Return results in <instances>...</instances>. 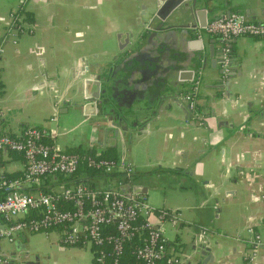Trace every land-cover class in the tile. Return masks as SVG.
I'll return each mask as SVG.
<instances>
[{
    "label": "crops",
    "instance_id": "1",
    "mask_svg": "<svg viewBox=\"0 0 264 264\" xmlns=\"http://www.w3.org/2000/svg\"><path fill=\"white\" fill-rule=\"evenodd\" d=\"M21 1L0 0V131L17 135L25 127L42 129L61 152L113 149L117 160L134 168L130 187L140 189L145 201L149 192H162L155 210L178 215L174 225L162 223L170 225V236L164 238L176 264L196 254L199 235L210 249L208 264H264V38L240 36L227 43L229 72L222 85L218 63L212 62L223 47L218 38L203 30L196 37L178 30L163 33L150 57L156 59L152 69L145 68L149 59L127 65L138 69L140 89L149 82L155 87L163 78L153 79L154 73L163 76L169 65L166 81L180 85L183 101L197 88V110L185 119L179 110L156 112L154 107L152 123L132 141L123 139L114 147L112 141L103 145L101 132L89 125L84 114L92 109H72L69 87L85 67L91 65L95 75L97 67L113 62L128 34L142 36L140 23L157 0ZM227 11L264 23V0H229L207 21ZM159 53L166 63L156 69ZM185 53L200 54L201 60L182 66ZM172 92L167 86L164 94ZM0 169L6 175L19 173L21 159L1 155ZM106 186L95 182L96 189ZM50 234V264H91L88 247H66L54 232L44 237ZM252 235L259 237L256 246L250 243ZM20 236L22 250L16 246ZM20 236L12 249L0 243V256L40 264L37 256L26 260L24 242L33 235Z\"/></svg>",
    "mask_w": 264,
    "mask_h": 264
},
{
    "label": "built area",
    "instance_id": "2",
    "mask_svg": "<svg viewBox=\"0 0 264 264\" xmlns=\"http://www.w3.org/2000/svg\"><path fill=\"white\" fill-rule=\"evenodd\" d=\"M9 19L15 20V14H10ZM14 29L19 32V26ZM202 30L218 38L223 45L218 63L222 85L229 72L227 43L240 36L264 38V23L248 22L237 12L212 18ZM2 53L0 43V56ZM196 95L195 87L185 97L189 110L194 108ZM48 139L50 137L44 130L35 127H25L17 135L0 131V156L9 153L21 159L20 172L13 179L5 177L6 173L0 169V243L13 246L20 235L45 236L54 232L66 247H88L91 264H119L123 243L144 231L146 236L135 250V259L140 264H176L168 254L162 223L167 220L174 225L178 215L172 211H161L156 216L139 191L130 190L125 194L119 191V187L129 184L134 175L131 164L121 160L106 161L97 151H89L90 154L61 152L48 144ZM82 164L98 173L120 174L128 181L112 183L102 189H90L79 183L67 188L56 186L48 194L35 190L44 184V179L71 176ZM25 187L33 191L25 192ZM110 226L115 235L103 233ZM248 233L252 234L251 230ZM251 239L254 246L259 243L257 235H252ZM93 247L97 248L96 255ZM105 247L109 248L107 258L111 257L108 262L105 261ZM0 264L19 263L9 256H0Z\"/></svg>",
    "mask_w": 264,
    "mask_h": 264
},
{
    "label": "water",
    "instance_id": "3",
    "mask_svg": "<svg viewBox=\"0 0 264 264\" xmlns=\"http://www.w3.org/2000/svg\"><path fill=\"white\" fill-rule=\"evenodd\" d=\"M228 1L157 0L155 10L142 23V28H144L143 35L140 33L142 36L137 37L128 34L126 44L123 47H118L119 53L115 60L113 62L109 61L104 67H97L98 71L95 75L91 74L92 67L90 65L76 76L75 84L69 87L71 93L70 106L73 110L81 108L83 112L88 107L92 109L91 113L84 115L90 117L89 125L101 132L103 145H107L109 141H112L115 147L120 140L132 141L137 136L140 128H147L148 124L152 123L149 116L154 112V107H156V112L171 109L179 110L184 114L185 119L192 116L187 101L180 98L182 94L179 89L180 85L166 81V71L169 65H167L163 76L162 73H154L153 79L163 78V80L157 82L155 87L153 86L154 88L149 82L148 84L151 85L147 84L144 89H140V79L135 74L138 71L128 72L125 64L132 60L137 61L140 59L144 61V59H150L153 52L156 51L154 47L159 42L158 38L163 33L178 30L183 35L191 34L194 37L200 35L207 22L208 15L218 8H224ZM228 13L231 12L227 11L225 14ZM173 37L174 35H172ZM157 47L159 48V46ZM220 56L221 53L212 62L219 63ZM209 57H212V55H209ZM196 60L197 62L201 60L200 54L192 56L185 53L182 58V66L183 64L194 66ZM153 61L156 60L152 59L151 62ZM171 61L173 62L172 58ZM196 82L199 87V77ZM167 86L172 87L174 90L170 93V96L164 94ZM139 93L140 96L137 99L135 95L138 96ZM130 185L120 186V193L125 194L130 190H140L136 187H130ZM202 239V236L199 235L196 254L189 257L186 264L209 263L212 258L210 257V249L206 247ZM21 241L22 237L20 236L16 241L17 243L15 242L18 250L24 249ZM22 264L26 263L23 262Z\"/></svg>",
    "mask_w": 264,
    "mask_h": 264
},
{
    "label": "trees",
    "instance_id": "4",
    "mask_svg": "<svg viewBox=\"0 0 264 264\" xmlns=\"http://www.w3.org/2000/svg\"><path fill=\"white\" fill-rule=\"evenodd\" d=\"M195 110H197V107H194ZM24 129V128H22ZM48 144H50L49 141H47ZM113 149H106L101 155L100 158L104 159L106 161H110V162H115L116 159V155L113 152ZM90 154L89 151H84V153ZM66 153H76V154H82L83 152L80 150H70ZM7 155H12V154H7ZM18 176V173L16 174H10V175H6L5 177H9L10 179H13L15 177ZM133 179V176L130 178V180ZM103 181V183H105L108 187L110 185L116 184L118 182L120 183H125L128 180L123 178V176H121L120 174H103V173H98L97 171L91 170L89 168H87L84 164H82L78 170L72 174L71 176H54V177H48L46 179H44V184L40 185L39 187H36L35 190H39L44 194H48L49 192L53 191L55 189L56 186H62V187H70V186H75L76 184H83L84 186L90 188V189H96L95 187V182L97 181ZM49 184V185H47ZM25 192H29V191H33V189H29V188H24L23 189ZM0 196H1V191H0ZM161 212L160 210H153L154 215H159ZM139 223V221H138ZM103 233L105 235H115V231L113 230V227H107L103 230ZM146 233L143 231L141 235H137L135 234L129 241H126L125 243H123V249H122V255L120 257L119 260V264H140L136 259H135V250L140 247L143 243V239L145 238ZM80 246V245H78ZM92 250L95 252L96 255V250L97 248L93 247ZM104 254L105 257L107 258V253L109 248L105 247L104 249ZM105 261L108 262V260H110V255L108 256V258Z\"/></svg>",
    "mask_w": 264,
    "mask_h": 264
},
{
    "label": "rangeland",
    "instance_id": "5",
    "mask_svg": "<svg viewBox=\"0 0 264 264\" xmlns=\"http://www.w3.org/2000/svg\"><path fill=\"white\" fill-rule=\"evenodd\" d=\"M140 29H142V24L140 23ZM144 28L142 29V31ZM197 96V95H196ZM197 97H195L196 100ZM150 181H153V179L149 178ZM143 183L145 179H142ZM163 196L162 192H156L153 191V193L149 192V195H147L146 203L149 207L152 209H155L157 206L161 204V201L159 200ZM151 221L154 222L152 219ZM170 225L168 224H162L163 229V237L169 238V232H170ZM31 238L26 237L24 246H25V253H26V260L32 261L37 256L38 261L40 264H50V260L48 259V256L51 254L50 250V242L53 234H50L48 238H45L43 235L40 234H32ZM4 249H12V247L6 243H2L1 245ZM56 255V254H54Z\"/></svg>",
    "mask_w": 264,
    "mask_h": 264
},
{
    "label": "flooded vegetation",
    "instance_id": "6",
    "mask_svg": "<svg viewBox=\"0 0 264 264\" xmlns=\"http://www.w3.org/2000/svg\"><path fill=\"white\" fill-rule=\"evenodd\" d=\"M157 56L159 57V59H158V61H157V65H155L154 67H155V68L157 67V68L161 69L162 66H164L165 63H166V60H165V57H164L165 54H163V53L160 54V53H159V55H157ZM157 56H155V57H157ZM152 59H153V58H152ZM155 60H156V59H155ZM137 61H138V60H137ZM137 61H136V62H137ZM148 61L150 62L151 59H149ZM127 63H128V62H127ZM127 63L125 64V68H126V70H128V72H132V73H133L134 71H135V72L138 71V69H135V70H134V69H130L132 66L130 67L129 65H127ZM155 64H156V63H155ZM136 65H138V62L136 63ZM136 67H139V66H136ZM145 68H146L147 70L152 69V62L146 64V65H145ZM157 68H156V69H157ZM152 91H153V90H152Z\"/></svg>",
    "mask_w": 264,
    "mask_h": 264
}]
</instances>
